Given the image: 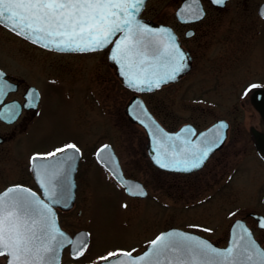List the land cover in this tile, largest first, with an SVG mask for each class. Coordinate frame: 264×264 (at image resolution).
I'll list each match as a JSON object with an SVG mask.
<instances>
[{"label":"rangeland","instance_id":"rangeland-1","mask_svg":"<svg viewBox=\"0 0 264 264\" xmlns=\"http://www.w3.org/2000/svg\"><path fill=\"white\" fill-rule=\"evenodd\" d=\"M243 6L210 11L185 46L196 55L192 69L174 83L143 93L150 109L169 126H201L217 118L231 123L226 145L198 172L157 167L146 151L145 129L125 108L134 92L120 81L108 48L56 53L37 48L0 27V65L43 91L42 115L26 134L0 146V190L28 178L31 151L76 144L84 152L77 172V202L61 211L62 226L90 234L85 258L97 262L110 252L141 251L160 231L178 226L226 243L232 221L250 208L264 212V159L246 129L263 119L250 100L251 84L264 86V20ZM179 0H148L142 14L175 24ZM236 10V11H235ZM110 142L127 175L142 180L146 197L127 195L95 159ZM126 205V206H125ZM209 229V231H204ZM72 260L63 257V264Z\"/></svg>","mask_w":264,"mask_h":264},{"label":"snow or ice","instance_id":"snow-or-ice-1","mask_svg":"<svg viewBox=\"0 0 264 264\" xmlns=\"http://www.w3.org/2000/svg\"><path fill=\"white\" fill-rule=\"evenodd\" d=\"M211 2L223 5L225 0ZM144 3L145 0H0V25L33 43L60 51L94 52L114 43L110 59L119 65L127 84L137 91H150L175 80L187 65L184 52L169 30H154L137 19ZM199 5L200 0H191L189 7L182 11L201 19L204 12ZM118 33L122 35L117 37ZM3 75L0 72V105H4L5 97L13 87ZM258 87L260 85H249L244 95ZM37 99L38 94L33 90L23 107H35L33 101ZM21 107L15 102L5 106L0 110V118L14 120ZM227 128V123L221 121L208 133L201 134L203 139L195 145L184 141L179 151L174 144L158 143L155 145V162L161 168L174 171L198 169L224 142ZM156 131L169 141L173 139L158 127ZM175 139L179 140L180 136L177 134ZM108 148L104 145L100 152ZM79 153L76 144L69 143L53 152L32 156L33 170L40 178L47 202L20 185L0 193V257L4 258L5 264H58L59 250L66 243H73L58 227L53 206L63 202L67 207L69 176ZM58 154L64 155L51 164L35 166V162ZM129 192L134 196L145 195L139 185L130 187ZM260 226L264 228V223ZM238 227L243 233L239 241L244 243L237 241L224 250L214 248L197 236L167 232L151 240L150 251L143 255L134 257L132 251L120 250L100 259L109 261L112 257H126L122 264H264V249L251 238L247 228L240 224ZM86 235L82 234L75 242L78 255H83L87 247L83 238Z\"/></svg>","mask_w":264,"mask_h":264},{"label":"water","instance_id":"water-1","mask_svg":"<svg viewBox=\"0 0 264 264\" xmlns=\"http://www.w3.org/2000/svg\"><path fill=\"white\" fill-rule=\"evenodd\" d=\"M146 2H147V0H145L144 6L141 8V10H140V12H139V14L137 16V19H139L143 24L147 25L148 27H150V28H152L154 30H157V31H159L161 29H167V30H169V32L175 37L176 43L180 46L181 50L184 52L185 57H186L185 63H186L187 66H186V68L180 74L188 71L190 69V67H191L189 53L186 50L183 49V47L180 44V41L177 39L176 33L173 31V29L170 26L166 25V24H156L153 21L147 20L144 17H141L140 16L142 10L145 7ZM190 4H191V0H184L182 2V4L178 7V9H177V16H178L179 19H181L183 21L198 20V19H195L193 17H190L187 14V12H183L182 11L183 9H187ZM199 6L203 8V5L201 3V0H200V5ZM203 12H204V8H203ZM260 13L262 15H264V3L260 7ZM203 16H204V14H203ZM120 35H122V34H119L118 33L117 34V37H119ZM114 42H115V38H114ZM113 47H114V43L112 44L111 49ZM110 55H111V50H110V53H109V57H110ZM112 62L116 66L117 74L121 77V79L123 80V82L127 86H129L127 84L125 78L122 77L121 74H120L119 65L116 62H114V61H112ZM160 71L162 72L163 71V68H161ZM0 72H2L4 74L3 75V79H5L10 84V80L5 77V72H3L1 69H0ZM179 75H177V77ZM177 77H176V79H177ZM171 81H173V80H171ZM162 84H164V83H162ZM130 88L131 89H134L132 87H130ZM30 90L31 91L35 90L36 93L38 94V89L36 87L32 86L30 88ZM134 90H136V89H134ZM144 91H149V90H144ZM251 101H252L253 105L257 108V110L260 112V114H261V116H262V118L264 120V88H256L251 93ZM126 112H127V114L130 116V118L133 121H136V122L140 123L141 125H143L145 127V129L147 131V134H148L147 151H148V154L151 157V159L154 161V163H156L155 162V158H154L155 157V145H157L158 143H164V144H167V145H173L174 144V145H176V151H179L180 148H182L184 146V141H189L191 143V145H195L198 141H201L203 139L202 136H201V134L208 133L209 130L210 129H213V127L215 125H217L219 122L223 121V122L227 123V125L229 124L228 121L225 120V119H218V120H216L213 123V125H211L208 129H206V130L202 131L201 133H199L195 138L192 137V135L194 134V132L193 133H190L189 131H185L186 129H188L187 125L183 126L182 128H180L176 132H168V131H166L161 126V124L157 121V119L153 116V114L148 110L145 102L143 101V99L138 94L133 95V97L131 98L130 102L128 103V105L126 107ZM145 112H146L147 115H145ZM141 121H143V123H141ZM157 127L159 129H162L163 130V133L164 134H167V136L173 137V139L171 141H169V140H167V138L164 135L157 133V131H156ZM150 129H151V132H150ZM226 130H224L225 136H226ZM177 134L180 136V139L179 140H176L175 139V137L177 136ZM257 137L260 138V137H262V135L260 136V135L257 134ZM104 145H108L109 148L107 149V151L101 153L100 150L103 148ZM104 145H102L101 147H99V149L97 150V153H96L97 160L108 171H110V173L113 175V177L122 186L125 187V190H126V192L128 194H130V192H129V188L130 187H132L134 185H139L143 189V191H144V193L146 195L147 194V188L144 186L143 182L140 181V180H138V179H136V178H131V177L125 176L124 173H123L121 164L119 162V158H118L117 154L115 153V151L113 150L112 146L110 144H108V143H106ZM262 145L264 146V142L262 143ZM262 145L260 143H258L259 148L264 152V149H263V146ZM169 150L171 151V148ZM62 155H64V154H58L57 157H51V158H48L46 160L37 161V162H35V166L36 167H39L41 164H51L53 161L59 159L60 156H62ZM80 157H81V151L76 156L73 170L71 171L70 176H69L68 183H69L70 187H69V190H68L67 207H64L63 206V202H62L60 204L61 205V209H70L74 205L75 196H76V187H77L75 175H76L77 168H78V165H79ZM33 168H34V165H33V161H32V172H33V175H34L37 183L39 184V187L41 189V194L39 192L35 191L34 189L30 188V187L23 186V185H20V186L25 187V188H28V189H31L33 192H35L37 194V196L40 199L45 200V202H47V197L45 196V194L43 192V189L41 188L40 183H39V179L40 178L35 174ZM13 186H15V185H11L9 187H13ZM9 187H7L6 189H4L0 193H3ZM133 190H135V189H133ZM145 195H135V196H145ZM132 196H134V195H132ZM53 211L56 214L55 219H56V222H57L58 227L61 229V231H63L64 233H66L67 236L73 241V243H66L64 245V247H62L59 250V252H58V264H60L61 261H62L63 249L67 245H70L71 246V253H72V255L73 256H78L77 251H76V248L74 246L75 245V242L78 241L79 239H81L82 234H87L83 238L86 240V243L88 245V243H89V233H88L87 230L81 229V230L77 231L74 235H71L67 230H65V229H63L61 227V225L59 223L57 211H56V209L54 207H53ZM238 224L243 225L245 228H247L248 232L251 233V238L256 242V244L259 247H261V249H264L259 244V242L254 238V236H253L250 228L247 226V224L245 223V221L242 220V219H236L232 223V225L230 227V232H229L228 244L226 246H219L216 243H214L212 240H210L209 238H207V237H205V236H203L201 234H198V233L193 232V231L185 230V229H182V228H178V227H170L168 229L163 230L158 235H160L161 233H167V232H183V233H187V234H190V235H193V236L200 237L201 239L207 240L214 248L224 250V249H227L229 247H232L234 245V243H236L237 241H239V237L241 235H243L241 228L238 227ZM239 242L241 244L244 243V241H239ZM150 248H151V246H150V243H149L147 245V247L143 251H141L140 253H138V254H133L132 253V254H133L134 257L135 256H138V255H143L146 251H150ZM84 250H83V252H84ZM126 260H127V258L126 257H123V256H121V257H112L109 261L101 260L97 264H114V262H115V264H122V262H125ZM70 264H82V263H70Z\"/></svg>","mask_w":264,"mask_h":264},{"label":"flooded vegetation","instance_id":"flooded-vegetation-1","mask_svg":"<svg viewBox=\"0 0 264 264\" xmlns=\"http://www.w3.org/2000/svg\"><path fill=\"white\" fill-rule=\"evenodd\" d=\"M182 1L183 0H179V3L177 5V7L180 5V3ZM251 1L252 0H226L223 5H215L210 0H202L203 6L205 8V13H204V16L201 19L195 20V21H181V20H179L177 18V15H176L177 7L175 8V10H174V21H175V24H171V26L173 27V29L177 33L179 39L181 40V44L188 51V53H189V55L191 57V64H192L191 69L193 67L194 60L196 59L195 58L196 55H195V52L191 48L185 46V42L188 39L195 38V36L197 35V30H198L197 27H198L199 23L203 22L209 16L210 11L211 12L212 11H216V12L225 13L226 11H228V7H230L231 5L235 6L236 10L241 5V6H243L242 7L243 9H241L242 11H244V12L247 11V12L253 13L252 10L250 9L251 8ZM263 2H264V0H259L257 2V4L255 5L256 9L253 10L258 15V17L261 20H264V16L261 15V13L259 11V8H260L261 3H263ZM159 22H161V21H159ZM0 27H2L5 31L9 32L10 34L16 36L17 38L19 37L16 34L12 33L11 31L7 30L5 27H3L1 25H0ZM23 40H25V39H23ZM25 41L27 43L31 44V45L36 46L39 49L46 50V51H52V50H48V49H45L43 47H40L38 45H35V44H33V43H31V42H29L27 40H25ZM52 52L61 53V52H57V51H52ZM110 64H111V66L114 67L113 63H110ZM0 68H2L7 73L6 76L11 81H13V83L10 84L13 87L7 93V95L5 97V100H4V105H0V110L1 109L3 110V108L5 106L11 105L14 102L18 103V104H20L22 106L21 109H20V114L14 120L9 121L7 119L0 118V146H2L4 143H6L8 141H13L14 142L15 140L19 139L20 137H24L25 138L26 134L29 133L30 130L33 128V126L35 125L36 120L42 115L43 91H42L40 86L30 82L28 78H26L24 76L23 77H19V76H15V75L11 74L10 69H8V67L0 65ZM114 69H115V67H114ZM189 71L185 72L183 74H180L177 77L176 80H174V81H172L170 83H167V84L163 85L162 87H164V86H166L168 84L176 82L177 80L182 78L184 75L189 73ZM31 85H35L39 89V99H38V101L37 100L33 101V103L35 104V107H23V105H25L28 102V94L31 93L29 91V87ZM146 93H149V92H146ZM156 117L161 122L163 127L166 130H168V131H176L179 128H181L183 125H186L184 123H190V124H187V125L190 126L189 129L191 131H189V132L190 133L194 132V134L192 135L193 138H195L200 132H202L203 130L207 129L211 125V124H206V125L201 126L200 124H195V123H192V122H184V123H181V124H178V125L169 126V125L165 124L160 117H158L157 115H156ZM246 131H247V133L249 134V136L251 138V141H252L253 146H254L253 148L256 150V152L259 155V157L264 159V152L258 146V143H260L262 145V143L264 142V121L262 122V124H251L246 129ZM230 133H231V123L228 124V129H227V132H226L225 141L220 145L219 148H217L212 154H210V156L205 161V163L203 164L202 167H200L198 169H194V170H192L190 172H180V173L192 174V173L198 172L201 169H203L206 166V164L209 162V160L213 157V155H215L217 152H219V151H221L223 149V147L227 143V140L229 139ZM257 134L260 135V136L262 135V137H260V138L257 137ZM60 147L61 146L54 147V148H48V149H45V150H34V151H31L29 156H28V164H27L28 165L27 166L28 167V171H29L28 173L30 174L28 176V178H21V179L15 181V182H10L5 187H7V186H9L11 184H22V185H27V186H29V187L37 190V191H40L39 186H38V184H37V182H36V180H35V178H34V176L32 174L31 157L34 154H37V153H39V154H47L49 152H53L57 148H60ZM263 149H264V146H263ZM0 153H1V149H0ZM159 168L163 169L161 167H159ZM163 170H166V169H163ZM166 171H169V170H166ZM171 172H175V171H171ZM124 173L126 174L125 171H124ZM108 174L111 176L110 173H108ZM76 178H77V176H76ZM111 178H112V180H114L113 177H111ZM114 182H115V180H114ZM78 183L79 182H78V178H77V185H78ZM4 188H2V189H4ZM77 190H78V187H77ZM140 198H142V197H140ZM76 202H77V197H76L75 204H76ZM53 207H55L57 209L58 214H59V218H60L61 211H62L61 210V205H54ZM74 207H75V205H74ZM236 218L244 219V221L247 223V225L250 227V229L254 233V236L256 237V239L264 247V228H262L260 226L261 223H264V212L250 208V209L246 210L244 212V214H240ZM60 220H61V218H60ZM226 243H227V241H226ZM225 244H223V245H225ZM86 253H87V250L83 253V255H80V257L73 258V257H71L70 247L67 246L64 249V251H63V257H65L66 255H70L72 260H70L69 262H80V263H87V264L95 263V262H88L87 261V259L85 258ZM0 264H5L4 258H2V257H0Z\"/></svg>","mask_w":264,"mask_h":264}]
</instances>
